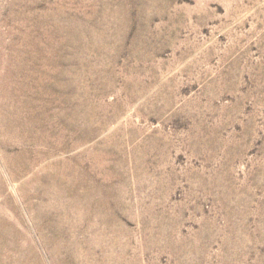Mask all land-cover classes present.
<instances>
[{"label":"rangeland","instance_id":"374dc122","mask_svg":"<svg viewBox=\"0 0 264 264\" xmlns=\"http://www.w3.org/2000/svg\"><path fill=\"white\" fill-rule=\"evenodd\" d=\"M0 264H264V0H0Z\"/></svg>","mask_w":264,"mask_h":264}]
</instances>
